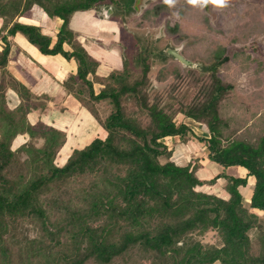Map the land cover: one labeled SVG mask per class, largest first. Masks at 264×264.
I'll list each match as a JSON object with an SVG mask.
<instances>
[{
    "label": "trees",
    "instance_id": "16d2710c",
    "mask_svg": "<svg viewBox=\"0 0 264 264\" xmlns=\"http://www.w3.org/2000/svg\"><path fill=\"white\" fill-rule=\"evenodd\" d=\"M107 1L125 7L120 0H0V264H264V118L254 135L236 116L234 107L242 106L229 97L232 84L219 77L228 60L225 45L210 37L205 16V40L178 24L165 27L177 42L190 37L176 52L198 57L203 74L195 63L183 64V73L177 60L157 71V82L171 80L155 88L149 43L136 44L130 62L122 52L121 67L102 73L70 20ZM34 6L60 20L54 35L20 20ZM169 9L157 3L139 18ZM171 9L202 16L188 4ZM263 26L252 18L237 38L246 41ZM17 35L41 54L74 65L59 84L98 125L64 161L67 132L42 119L52 98L9 71ZM9 91L17 98L13 107ZM167 139L176 142L168 147ZM189 141L201 144L205 155L179 165L175 147ZM205 157L222 170L199 178ZM231 167L245 174H227ZM221 179L227 197L203 189ZM208 233L214 240L203 243Z\"/></svg>",
    "mask_w": 264,
    "mask_h": 264
},
{
    "label": "rangeland",
    "instance_id": "374dc122",
    "mask_svg": "<svg viewBox=\"0 0 264 264\" xmlns=\"http://www.w3.org/2000/svg\"><path fill=\"white\" fill-rule=\"evenodd\" d=\"M138 1L139 4H137V0L134 2L133 0H120L119 3L125 6L122 10L115 9L116 6L107 1L92 10L73 14L70 27L83 46L90 49L95 54L92 53V55L100 60V72L106 73L120 68L122 52L130 62L136 44L149 43L155 51L150 74L152 84L155 88H162L170 82L171 78L159 83L155 80V75L162 66L177 63V59L170 53L189 43L190 37L201 36L205 40V33L209 35L208 33L213 29L214 33H210V37L225 45L227 49L228 60L221 67L219 77L232 84L233 88L229 97L234 104L242 106L234 107V110L239 112L236 116L244 118L248 126L252 125L249 128L255 135L261 126L260 120L264 118V28L259 33L250 31L252 33L246 41L238 39L237 36L252 18L260 20L264 25V0H230L229 6L223 9L212 5L203 8L191 6L199 9V12L202 13V16L198 18L182 17L178 11L170 8L168 11L161 12L158 17H152L145 21L139 18L141 13L157 3H163V0ZM177 3L187 4L186 0H178ZM106 9L108 10L106 11ZM26 16L31 20H40L42 32L49 35L54 34L52 30L54 24L43 21L38 14L27 13ZM205 16L210 23V30L205 27ZM175 24H178L190 37H183L181 42H177L175 35L168 34L165 29L166 25L173 26ZM14 55L12 60L20 58L22 65L23 61H27V58L21 54H18L17 58ZM26 56L30 57L28 53ZM186 61L195 63L197 68L200 66L198 63H203L198 57ZM178 62L181 71L186 73V66L180 61ZM11 64L14 65V62L12 61ZM17 65L20 66V64ZM71 65L67 64L62 72L58 63H44L41 68L44 79H49L46 84H43L45 83L43 78L38 82V77H27L31 83L35 84L36 82L37 87L44 85L38 92L45 91L52 98L42 119L45 123L67 132L68 140L61 151V161L67 157L72 145H82L98 132V125L95 121L71 97L65 95L60 84H56V79L62 77L60 80L62 81L69 73ZM198 71L200 74L204 73L203 68H198ZM95 88L97 89L98 86L96 85ZM8 99L10 107L17 103V98L12 92H8ZM30 119L34 121L36 115L32 114ZM190 125L196 134L206 135L201 125L191 122ZM22 140L23 138L19 137L16 144ZM165 142L168 147H171L176 141L167 139ZM194 155H205L203 147L197 142L189 141L175 147L174 159L179 165L185 164ZM201 164L203 167L197 173L199 178L213 176L222 170L221 166L209 161L206 157L202 159ZM242 170L243 168L231 167L226 170V173L238 176L239 171ZM223 185L224 180L221 179L213 187L205 186L203 189L216 191L223 197H227V193L222 189ZM250 188L251 184L241 190L246 193ZM200 239L203 243H210L214 240L212 233H208Z\"/></svg>",
    "mask_w": 264,
    "mask_h": 264
},
{
    "label": "crops",
    "instance_id": "0c3cea01",
    "mask_svg": "<svg viewBox=\"0 0 264 264\" xmlns=\"http://www.w3.org/2000/svg\"><path fill=\"white\" fill-rule=\"evenodd\" d=\"M32 10H36V11H33L32 12ZM81 12H84V11H81ZM27 13L38 14L39 18L41 17V19L43 21H47L48 23L55 25L54 28L52 29L54 31V34L58 31L59 26H60V20L59 19H49L47 17V15L39 7L34 6L31 10H29L28 12H26L20 18V20L22 22H24V23H32V24H38V25L42 26L40 20L35 21V20L28 19V17L26 16ZM14 41L16 42V45L12 48L11 59L9 61V66H8V68L11 67V68H9V71L17 79H19V80L23 81L25 84H27L35 93L45 92V91L38 92L44 85L43 86L40 85L39 87H37L36 82H35V84L34 83H31L29 80H27V77H31V76L34 77V78H37L38 77L39 78L38 82L41 81L42 78L44 79V73H43L42 68H41V66H43L44 63H49V62L58 63L59 66H60L59 68L62 70V72H64L65 68L67 67V64H72L70 62H66L65 60H63L59 56L50 57V56H45V55L41 54L34 46H32L30 43H28L20 35H17L14 38ZM88 50H90V49H88ZM14 51H16V52H14ZM90 52H91V54L93 53L91 50H90ZM26 53H28L30 57H27L26 56ZM18 54H21V55H23L24 57L27 58V61L26 62L25 61L22 62L23 65L21 64V62L19 60L20 58H17ZM13 55L18 60L17 59L12 60ZM12 61L14 62V65L11 64ZM18 62H20V63H18ZM17 64H20V66L17 65ZM33 65H35V66L33 67ZM73 69H74V65L72 64L71 65V68H70V71L73 70ZM100 69H101V62H100L99 71H100ZM61 78L60 79H56V84L59 85ZM48 80H45L44 79L45 83H43V84H46V82H48ZM33 85H34V87H33ZM9 92H12V91H9ZM201 132H202V130H201ZM201 163H202V161H201ZM238 168H241V167H238ZM243 170L242 171H239V175L238 176H243L245 174V171H243Z\"/></svg>",
    "mask_w": 264,
    "mask_h": 264
},
{
    "label": "clouds",
    "instance_id": "9594fccd",
    "mask_svg": "<svg viewBox=\"0 0 264 264\" xmlns=\"http://www.w3.org/2000/svg\"><path fill=\"white\" fill-rule=\"evenodd\" d=\"M178 0H163V4L167 5L169 8L175 7ZM186 3L194 7H206L212 5L214 7L223 9L227 8L230 4V0H186Z\"/></svg>",
    "mask_w": 264,
    "mask_h": 264
},
{
    "label": "water",
    "instance_id": "95a60500",
    "mask_svg": "<svg viewBox=\"0 0 264 264\" xmlns=\"http://www.w3.org/2000/svg\"><path fill=\"white\" fill-rule=\"evenodd\" d=\"M171 54L173 55V57L175 59H177L178 61H180L183 64H188V62L176 51H172Z\"/></svg>",
    "mask_w": 264,
    "mask_h": 264
}]
</instances>
